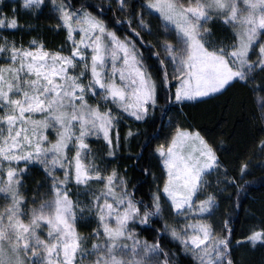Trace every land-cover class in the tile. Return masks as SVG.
Returning <instances> with one entry per match:
<instances>
[{
    "label": "snow or ice",
    "instance_id": "obj_1",
    "mask_svg": "<svg viewBox=\"0 0 264 264\" xmlns=\"http://www.w3.org/2000/svg\"><path fill=\"white\" fill-rule=\"evenodd\" d=\"M232 91L264 125V0H0V264H240L238 249L264 251V218L233 243L249 162L230 167L188 122ZM133 122L159 126L132 157L155 185L147 203L113 166L131 157Z\"/></svg>",
    "mask_w": 264,
    "mask_h": 264
},
{
    "label": "trees",
    "instance_id": "obj_2",
    "mask_svg": "<svg viewBox=\"0 0 264 264\" xmlns=\"http://www.w3.org/2000/svg\"><path fill=\"white\" fill-rule=\"evenodd\" d=\"M90 2H100V0H90ZM155 22V21H154ZM153 22V23H154ZM38 23L43 37L46 39L50 47H55L62 40L61 36H57L47 30V22L45 19H41ZM28 37L25 36V42ZM146 57L149 56L147 48L143 49ZM153 63L155 67L154 57L149 61ZM245 98L237 91L227 93L225 96H221L218 99H210L207 103L198 104L194 107L187 109L190 116L188 122L203 128L208 133V138L212 139L218 149L221 158L229 164L230 167L236 166L238 158L245 159L249 162V171L252 173L247 178L246 187L244 192L241 193L239 198V207H237L231 213V226L234 230L233 243L236 240H242L245 234L254 226H257L262 218H264V170L259 166L264 163V160L258 158L259 153L252 147L253 138L260 137L262 135L261 125L257 120L253 118V109L250 104H244L241 107V101ZM226 108L231 109V116L229 123L223 127L219 125L222 113ZM159 126H153L152 123L137 127L136 123H131V128L134 132L138 133L137 137L132 138L128 147L131 148V157L128 154V149L119 153L120 159L116 161L114 167L120 169L127 168L129 180L136 184L138 187L137 198L144 199L147 203L150 199V194L155 190L152 177H142L136 165L134 158L137 153L141 152V145L147 140H152L155 135H160L157 132ZM129 128L128 124H123L120 129L121 137L127 133ZM167 129L164 130L163 135L167 134ZM224 133V144L219 143L221 136ZM235 135L234 139H227L228 135ZM141 163H145L142 161ZM154 164L155 162L152 161ZM153 171L159 175V170L154 168ZM35 175V174H34ZM38 179V176L36 177ZM235 199V198H233ZM231 202L222 205L219 212H217L214 222L219 225L221 218L227 214ZM140 238L142 240L147 239L151 242L153 234L151 231L141 233ZM166 247H172L175 251V247L165 241ZM236 258L240 261V264H264V251H249L247 248H240L236 252Z\"/></svg>",
    "mask_w": 264,
    "mask_h": 264
},
{
    "label": "rangeland",
    "instance_id": "obj_3",
    "mask_svg": "<svg viewBox=\"0 0 264 264\" xmlns=\"http://www.w3.org/2000/svg\"><path fill=\"white\" fill-rule=\"evenodd\" d=\"M154 22V21H153ZM155 23V22H154Z\"/></svg>",
    "mask_w": 264,
    "mask_h": 264
}]
</instances>
